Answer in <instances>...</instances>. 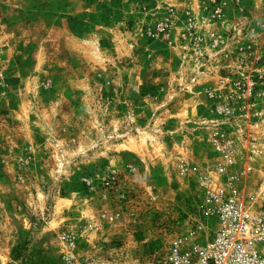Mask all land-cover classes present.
Instances as JSON below:
<instances>
[{"label": "rangeland", "instance_id": "rangeland-1", "mask_svg": "<svg viewBox=\"0 0 264 264\" xmlns=\"http://www.w3.org/2000/svg\"><path fill=\"white\" fill-rule=\"evenodd\" d=\"M233 82L256 89L232 125L247 195L264 190V0H0V264H56L87 222L74 255L156 257L193 205L177 166L220 161L201 122Z\"/></svg>", "mask_w": 264, "mask_h": 264}, {"label": "built area", "instance_id": "built-area-1", "mask_svg": "<svg viewBox=\"0 0 264 264\" xmlns=\"http://www.w3.org/2000/svg\"><path fill=\"white\" fill-rule=\"evenodd\" d=\"M217 41H213V46ZM230 88L231 99L214 103L210 118L201 122L207 125L211 150L220 161L207 167L191 162H181L177 166L176 176L192 186L194 200L191 211L184 214L162 251L146 263L119 257L101 262L80 258L71 250L77 239L98 225L87 222L76 236H62L67 251L56 264H264V190L245 195L237 184L238 177L229 172L236 152L232 125L242 117L239 112L244 105H249H240L239 101L254 99L256 89L253 84L239 82H233ZM207 95L212 99L217 97L213 92ZM103 188L116 193L118 200L125 199L126 192L120 190L116 171L112 170L105 178ZM119 211L104 214L106 222H115Z\"/></svg>", "mask_w": 264, "mask_h": 264}, {"label": "crops", "instance_id": "crops-1", "mask_svg": "<svg viewBox=\"0 0 264 264\" xmlns=\"http://www.w3.org/2000/svg\"><path fill=\"white\" fill-rule=\"evenodd\" d=\"M183 108L177 110V111H174V109H172V106H169V108L165 109V112L169 113V116L171 117H174L173 120L175 122H184L186 121L185 119H187L188 117L187 116H184L185 114H183ZM168 116V117H169ZM167 119V118H165ZM173 120H171L172 122H174ZM167 121V120H166ZM177 127H172L171 130H169L170 132L174 131L173 129H176ZM245 133V129H241V130H238V132L235 135V139L238 138V136H240V138H244L243 135Z\"/></svg>", "mask_w": 264, "mask_h": 264}]
</instances>
